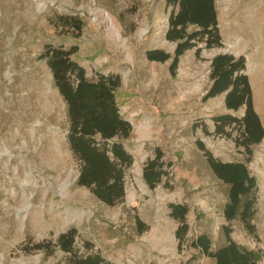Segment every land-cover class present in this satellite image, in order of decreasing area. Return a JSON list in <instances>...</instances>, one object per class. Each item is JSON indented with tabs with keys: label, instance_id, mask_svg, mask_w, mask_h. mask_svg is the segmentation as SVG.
<instances>
[{
	"label": "rangeland",
	"instance_id": "374dc122",
	"mask_svg": "<svg viewBox=\"0 0 264 264\" xmlns=\"http://www.w3.org/2000/svg\"><path fill=\"white\" fill-rule=\"evenodd\" d=\"M172 9L165 0H0V264H74L85 256H99V264H214L194 246L201 235L212 251L230 239L264 264V134L245 146L237 122H215L241 118L244 105L229 109L225 92L208 95L212 58L242 55L264 133V0H214L219 44L193 39L173 70L171 57L146 55H173L179 39L165 36ZM49 47L73 49L88 79L120 77L115 98L129 135L94 136L108 148L120 141L131 156L121 167L122 195L110 203L77 182L83 161L69 142L66 101L44 57ZM157 153L163 173L151 187L143 168ZM206 153L243 163L254 178L230 219V184ZM178 206L186 207L184 220L172 215ZM69 232L63 248L59 238Z\"/></svg>",
	"mask_w": 264,
	"mask_h": 264
},
{
	"label": "trees",
	"instance_id": "16d2710c",
	"mask_svg": "<svg viewBox=\"0 0 264 264\" xmlns=\"http://www.w3.org/2000/svg\"><path fill=\"white\" fill-rule=\"evenodd\" d=\"M165 1L173 6L165 36L170 40L179 39V42L172 56L159 49L149 50L146 55L151 60H166L171 57L173 70L178 56L184 49L193 45V39L203 41L205 46H211L219 44L220 38L214 0ZM189 24L195 25L197 29L187 33L186 27ZM73 52V49L49 47L44 57L52 71L55 84L66 101L70 119L68 138L71 148L83 161L77 182L89 187L94 186L95 194L110 203L122 195L121 167L130 163L131 156L120 141L113 142L108 148L106 145H97L94 136L99 135L101 140H107L115 136L123 139L129 135L130 124L119 114L115 98L120 77L111 73L99 74L94 80L88 79L84 68L71 57ZM243 68L242 55L237 58L227 54L215 55L211 60L210 77L213 81L208 95L225 92L224 102L229 109L244 105L241 118L219 115L215 117V122H237L241 127L243 143L249 146L258 142L264 133L252 107L247 76L240 72ZM200 147L203 148L201 143ZM206 154L217 177L230 184L229 203L225 208V215L230 219L239 205L240 196L247 195L254 186V178L248 174L243 163L221 162L212 158L209 153ZM159 156L160 153H157L155 158L147 160L143 168V177L151 187L160 180L163 173L159 169ZM185 212V206H178L172 215L178 220H184ZM73 237V232H69L59 238L63 248H70ZM194 246L213 258L214 264H257L260 260L258 252L242 248L230 239L225 245L212 251L207 237L201 235ZM100 261L99 256H85L74 264H99Z\"/></svg>",
	"mask_w": 264,
	"mask_h": 264
},
{
	"label": "bare ground",
	"instance_id": "6f19581e",
	"mask_svg": "<svg viewBox=\"0 0 264 264\" xmlns=\"http://www.w3.org/2000/svg\"><path fill=\"white\" fill-rule=\"evenodd\" d=\"M155 238V237H154ZM156 240H158L157 238H155Z\"/></svg>",
	"mask_w": 264,
	"mask_h": 264
}]
</instances>
